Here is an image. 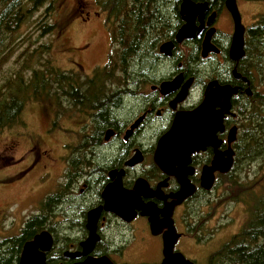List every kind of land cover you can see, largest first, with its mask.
Wrapping results in <instances>:
<instances>
[{"label":"flooded vegetation","instance_id":"obj_1","mask_svg":"<svg viewBox=\"0 0 264 264\" xmlns=\"http://www.w3.org/2000/svg\"><path fill=\"white\" fill-rule=\"evenodd\" d=\"M182 1H176L179 8L176 10V16H172L167 22L166 30L158 32L163 39L157 43L151 41L154 47L144 48L143 62L134 65L128 74L121 68L118 82L101 80L107 85L112 83L113 90L107 89L106 94L96 97L100 99V103L87 105L88 108L84 111L79 110L78 115L82 116V120H86L83 132L86 133L88 142L83 143V146L88 145L85 149L86 154L84 151L88 158L72 160L70 158L74 154L70 149L69 154H66L67 160H63L65 163L60 181H56L54 190L45 196L42 231H48L53 236V247L47 253L46 264H76L88 258L105 257L113 264H162L164 236L168 229L160 227L156 230L158 233H154L149 217L138 209H134L131 219H128L127 214L123 217L106 211L103 194L110 185H114L116 189L110 193L111 196L117 192L123 194L139 192L140 203L154 206L160 222L165 219L163 211L175 204L171 218L177 240L172 252L181 254L193 264H198L187 253L189 240L197 242L189 229L191 221L192 225H196L197 221L194 213L190 214L188 208L196 200L197 205L202 204L204 198L212 194L217 185L233 179L237 167L236 142L240 135L234 100L244 102L246 97L253 95V87L247 77L250 83L243 81L245 76L239 71V64L233 63L230 59L234 23L226 8L227 0H191L196 5L206 4L207 11L195 17L194 37L178 42L177 35L186 24L180 15ZM244 1L236 0L243 25L241 4ZM82 7L79 5L74 12L81 17L83 23L90 24L92 17L87 12L84 14ZM223 15L226 16L228 24L226 31L218 26V21ZM106 19L111 36L113 18L107 15ZM245 28L246 40L249 30L246 26ZM213 29L215 32L211 37V43L218 48L219 53L211 52L207 57H203V43ZM152 34L150 31L149 37ZM168 43L172 44L171 55L161 52L162 47ZM73 49L76 50L64 53L71 67L68 72H72L74 76L87 77L86 73L80 71L82 65L75 60V56H84L90 52L91 44ZM108 63L109 59L103 66L95 65L92 68V76L97 68H102ZM235 68L242 78H235L233 74ZM178 78L182 79L177 89L163 91L164 84ZM189 80H192V85L187 97L175 103ZM213 81L220 86L239 88L238 94L231 99V113L224 118L225 132L218 134V139L223 143L216 150L225 152L229 149L228 133L236 126L237 140L231 147L234 151L233 167L226 174L215 172L212 189L205 190L201 186V178L204 170L212 166L215 149L207 147L204 151L194 153L191 156V163L184 172L195 191L182 203H178L179 197L176 195L181 192L182 185L175 175H170L157 166L155 152L161 138L171 130L176 116L198 107L204 99L207 85ZM247 88L252 91L250 96L246 93ZM196 92L199 97L194 100ZM100 123L102 127L99 126ZM136 161L138 163L131 165ZM47 207H50L49 211H53L55 219L58 218L49 228L46 227ZM99 209L101 214L96 225L98 240L93 250L86 256L67 257V253H83L82 243L90 236L87 228L88 215L91 211ZM53 215L50 214V219H53ZM61 223L62 227L76 229L78 231L76 237L58 234L57 229ZM200 232L199 230L198 237L201 235ZM138 246H141L139 254L135 252ZM215 262L211 256L208 264Z\"/></svg>","mask_w":264,"mask_h":264},{"label":"rangeland","instance_id":"obj_2","mask_svg":"<svg viewBox=\"0 0 264 264\" xmlns=\"http://www.w3.org/2000/svg\"><path fill=\"white\" fill-rule=\"evenodd\" d=\"M103 2L50 0L34 12L22 26L14 47L1 59L6 61L0 64V85L8 78L17 79L16 73L22 72L27 64H30L29 68H39L35 62L41 60L38 55L43 45L52 47L50 56L53 65L62 72H68L71 67L64 53L91 44V51L84 56L76 55L75 60L82 65L80 71L92 78L95 65L103 66L116 51L121 50L114 42V35H109L108 11L101 6ZM79 5L83 6L84 14L91 15L90 24L83 23L81 17L75 14L74 10ZM175 5L173 11L176 12L179 4ZM52 6L53 10L49 11ZM241 11L243 23L249 28L259 16L264 15V0L244 1ZM50 12L49 17L45 16ZM44 23H56L60 25V30L42 36ZM218 26L223 31L227 30L225 15L221 16ZM135 64H140V61ZM119 78L116 74L114 82H118ZM111 86L114 85L109 83L107 89L113 90ZM198 97V93H194L193 99ZM56 98L58 104L50 97L30 100L23 113L24 126H15L0 134V242L18 236L29 219L43 212L45 196L54 190L55 182L60 181L63 160H67L66 154L70 149L74 154L70 159L88 158L85 155L88 145L83 146L82 140L86 134L83 132L86 120L78 115L79 110L71 108L65 96L60 94ZM231 181L217 185L202 204L197 205L196 200L189 205L188 210L190 214L194 213L197 221L196 225H192L191 221L189 229L197 242L189 240L187 253L198 264H208L211 256L237 235L249 220L251 199L244 194V187L255 190V195L259 196L264 185L263 161L240 163ZM46 214V227L49 228L58 218L55 219L53 211L47 210ZM50 214L53 219H50ZM62 226V223L58 226V234L76 237V229ZM199 230L200 237L197 236ZM140 248L138 246L135 250L137 254Z\"/></svg>","mask_w":264,"mask_h":264},{"label":"trees","instance_id":"obj_3","mask_svg":"<svg viewBox=\"0 0 264 264\" xmlns=\"http://www.w3.org/2000/svg\"><path fill=\"white\" fill-rule=\"evenodd\" d=\"M48 1L0 0V64L6 61L1 59L14 47L25 22ZM176 1L104 0L101 6L113 18L111 32L121 50L114 53L106 66L97 68L91 80L60 71L53 65L50 56L52 47L41 46L38 55L41 60L33 61L39 68H29L30 64H27L22 72L16 73L17 79L8 78L0 85V134L15 126H24L23 113L30 100L50 97L58 104L56 96L61 94L71 108L81 111L88 108L87 105L100 103L96 97L106 94L108 87L101 80H114L121 68L128 74L135 62H143L144 48L154 47L151 41L157 43L163 39L158 32L165 31L167 22L175 16ZM57 30H60V25L44 23L41 35L53 34ZM248 30L246 54L238 67L242 75L251 81L253 95L246 97L244 102L234 100L240 128L236 142L237 166L244 161L262 160L264 163V15L259 16ZM150 31L153 32L151 37L148 35ZM99 126L102 127L101 123ZM82 140L83 143L88 142L86 134ZM250 189L244 187V194L251 199L249 220L237 235L212 255L215 264L217 261L219 264H264V185L259 196ZM42 225L41 212L26 222L18 236L2 240L0 264H19L24 244L43 230Z\"/></svg>","mask_w":264,"mask_h":264},{"label":"water","instance_id":"obj_4","mask_svg":"<svg viewBox=\"0 0 264 264\" xmlns=\"http://www.w3.org/2000/svg\"><path fill=\"white\" fill-rule=\"evenodd\" d=\"M226 8L229 11L233 23L234 33L230 47V59L233 63L239 64L245 57V33L246 28L242 24V18L236 3V0H227ZM207 11L206 4H194L191 0H183L180 6V15L186 21L183 28L180 29L177 35V41L182 42L185 39H191L195 34L194 20L197 15H203ZM215 30H211L204 43L202 49V56L207 57L211 52L219 53L216 46L211 43V37ZM172 44H165L161 52L166 55H171ZM236 79L242 78L236 68L233 71ZM182 78L175 79L173 82L164 84L163 91H173L178 88ZM243 81L248 84L250 81L243 77ZM192 85V80L183 87L182 92L179 94L177 102L183 101L189 92ZM238 87L220 86L217 82L213 81L207 85L206 93L201 104L194 110L180 113L176 116L171 130L161 138L155 152V163L164 172L175 175L182 185L181 192L176 195L179 197V202L182 203L187 197L194 193L193 187L190 185L185 169L191 163V156L199 151H204L207 147L215 149V157L212 166L205 169L202 178L201 186L205 190H211L214 182L215 172L222 174L229 173L234 163V151L232 145L237 140L238 128L235 126L230 129L227 137V144L229 149L225 152L216 151L223 141L218 139V134L225 132L224 118L231 113L232 105L231 99L237 95ZM248 96L252 94L250 88L246 89ZM136 162L131 163L135 165ZM116 190L114 185H110L103 198H105V210L111 211L121 216L129 215L131 219L134 215V209L141 210L143 215L149 217L151 228L154 233H158L160 227L168 229L164 236V260L162 264H193L191 261L185 259L181 254H173L172 249L177 240V235L173 226L171 218L172 208L176 206L173 204L170 208L163 211L165 219L158 221V212L154 206H146L140 203V193L136 194H123L114 193ZM101 209L93 210L88 215L87 228L90 231L88 239L82 243L83 253H67L66 256L70 258H77L86 256L93 250L98 236L96 235V225L100 217ZM156 231V232H155ZM53 247V236L48 231H42L34 236V238L26 242L23 246L20 256L19 264H46L47 253ZM76 264H113L108 258H88L83 262Z\"/></svg>","mask_w":264,"mask_h":264}]
</instances>
